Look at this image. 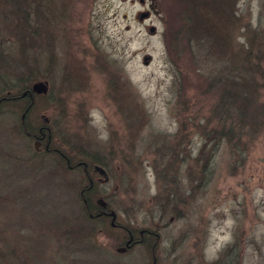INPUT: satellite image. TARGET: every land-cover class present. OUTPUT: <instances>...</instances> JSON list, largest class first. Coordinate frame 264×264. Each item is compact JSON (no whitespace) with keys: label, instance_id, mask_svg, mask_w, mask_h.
Masks as SVG:
<instances>
[{"label":"rangeland","instance_id":"374dc122","mask_svg":"<svg viewBox=\"0 0 264 264\" xmlns=\"http://www.w3.org/2000/svg\"><path fill=\"white\" fill-rule=\"evenodd\" d=\"M29 2L0 15V98L48 90L0 106V264H264V0L214 5L217 45L183 37L184 0ZM66 157L105 165L91 201L156 229L153 252L117 254Z\"/></svg>","mask_w":264,"mask_h":264},{"label":"flooded vegetation","instance_id":"af4514ba","mask_svg":"<svg viewBox=\"0 0 264 264\" xmlns=\"http://www.w3.org/2000/svg\"><path fill=\"white\" fill-rule=\"evenodd\" d=\"M30 136L36 141V144L38 143V145L43 146L45 133L42 132L39 135L31 134ZM41 148L38 147L37 150L42 151L43 149ZM44 150L46 152L55 151L56 153L64 157V154L59 152L60 150H58V148H51V146L48 143H46V145L44 146ZM66 159L69 167L71 168L83 167L84 169L85 180L87 178L88 184L85 185V187L82 189L83 190L82 194L85 196L84 208L85 211L88 213L89 217L95 219V221L98 220L102 225L109 223L111 228L121 232L122 241L120 242V244L116 246L117 254L119 255L129 254L132 251H134L136 247H144V248L151 247V252H153V250H155V248L157 247L160 239L159 233L157 232L156 229H153L151 227L139 228L137 227V224L134 222L133 219L131 220V222H128L127 224H122L117 220L118 214L109 205L108 200H106L107 198H104L101 195L99 197L104 198L101 199L102 200L100 201L101 203H99L98 200L97 201L98 204H93V205L89 204V202L91 201L90 200L91 195L97 196L96 193H93L95 189H97V184L98 183L100 184V182L102 181L107 183L108 181L107 180V178H109L107 173L108 170L106 169L105 165L99 166L95 162L91 164L90 162H86V161H79L76 165H74L71 163L69 158L66 157ZM99 173L104 175L105 178L101 179L100 177H96ZM86 196L88 197L86 198ZM151 256H153L154 258L153 264H157L158 259L154 257L153 253H151ZM232 256H234V254ZM193 257H194V261L195 259L197 260V258L199 261V256H193ZM193 257H191V259L187 261L183 258L182 262H180L179 261L180 259L178 258H176V260L179 261V264H189L192 262ZM230 259L231 258L229 257V260ZM233 261L234 260L232 259L231 262H227L225 264H233ZM234 264H236V262Z\"/></svg>","mask_w":264,"mask_h":264},{"label":"trees","instance_id":"16d2710c","mask_svg":"<svg viewBox=\"0 0 264 264\" xmlns=\"http://www.w3.org/2000/svg\"><path fill=\"white\" fill-rule=\"evenodd\" d=\"M224 3V0H184V4L182 5V13L186 11L187 19L185 20L184 27H187V30L185 33H183V37L188 38L189 36H195L200 34L207 35L211 34V42L214 41L217 45V43L220 42L221 36H220V24H223V22L228 18L227 13L221 11H214L213 7L216 5L218 7L221 6L220 2ZM29 0H0V15L2 13L9 14L10 21L12 18L17 19V24L20 23L23 20H20L23 18V11L22 9L25 7L26 3H28ZM30 3V2H29ZM218 4V5H217ZM215 7V8H217ZM10 8V9H9ZM9 9V10H8ZM221 13V14H220ZM3 17H7L3 16ZM19 18V19H18ZM206 25V26H205ZM188 31V34H187ZM185 35V36H184ZM220 82V81H218ZM228 84H232L231 82H228ZM230 86V91L224 93V102L226 101L227 105H230L233 107L234 103H237L239 101V94L240 91L233 89V86ZM235 86V85H234ZM236 87V86H235ZM25 95V96H24ZM34 93L32 92V86H26L24 88L23 93H21L20 96H10L5 95L0 98V106L2 104H6L10 101H21L24 99L29 100V103L31 104L32 99L34 98ZM31 100V101H30ZM239 106V104H237ZM240 107V106H239ZM227 132V137L232 138V132L231 130H223V133ZM45 133V132H43ZM49 135V133L45 134L44 141L46 140V137ZM88 196H86L87 198ZM92 197V195H91ZM90 197V200H92ZM89 204L93 205L94 203L92 201L89 202Z\"/></svg>","mask_w":264,"mask_h":264},{"label":"water","instance_id":"95a60500","mask_svg":"<svg viewBox=\"0 0 264 264\" xmlns=\"http://www.w3.org/2000/svg\"><path fill=\"white\" fill-rule=\"evenodd\" d=\"M143 16H148V13H143ZM153 32L155 31V28H152ZM47 84L45 82H37L32 86V92L38 93V94H46L47 93ZM38 147V143L36 144V148ZM101 199L99 200V203H101Z\"/></svg>","mask_w":264,"mask_h":264}]
</instances>
